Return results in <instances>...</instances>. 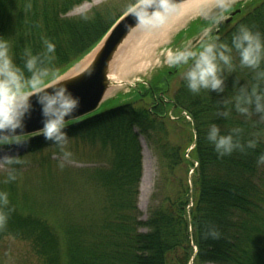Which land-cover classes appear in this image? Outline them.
Masks as SVG:
<instances>
[{
    "label": "trees",
    "instance_id": "trees-1",
    "mask_svg": "<svg viewBox=\"0 0 264 264\" xmlns=\"http://www.w3.org/2000/svg\"><path fill=\"white\" fill-rule=\"evenodd\" d=\"M83 1L89 0H0V37L9 40V54L25 78L34 71L48 73L45 81H51L89 53L121 17H114L116 6L111 9L108 3L78 17H64ZM241 25L259 34L264 42V0L250 1L225 25L230 27L210 43L223 80L222 90L200 87L193 91L189 87L187 72L194 66V57L179 68L186 71L184 96L169 97V106L147 110L125 103L63 129L66 139L100 137L113 149L108 165L95 173L107 194L100 215L91 221L90 235L93 241L104 237L108 250L99 254L94 244L78 239L79 233L66 231V240L62 239L57 225L36 220L35 215L31 218L34 222L28 224L13 214L12 207L6 208L9 217L0 223V241L11 237L29 243L41 264H188L193 255L192 264H264V164L258 162L264 155V120H260L264 112H257L255 104L247 106V113L236 107L237 98L250 95L254 87L264 93V59L256 67L241 64L233 44ZM196 32L194 23L187 33ZM45 41L55 45L54 52H48ZM220 53L229 57L227 64ZM31 56L36 57L33 71L26 67ZM244 78L252 83L249 90L243 88ZM155 80L158 85V77ZM160 87L159 82L158 91ZM149 94L141 97L150 98ZM169 108L187 113L193 124L192 159L197 167L191 177L192 206L187 211L191 195L186 175L175 176L181 149L159 143L166 164L162 179L166 194L157 205H152L151 197L147 219L141 221L136 210L141 166L138 136L147 143L160 141L168 118L164 110ZM212 125L221 135L233 137L237 146L230 154L219 156L215 151L208 138ZM55 142L59 141L40 135L26 139L25 146L30 151ZM141 228L144 232H139ZM78 229L86 230L84 226ZM86 246L93 248L77 251Z\"/></svg>",
    "mask_w": 264,
    "mask_h": 264
},
{
    "label": "rangeland",
    "instance_id": "rangeland-1",
    "mask_svg": "<svg viewBox=\"0 0 264 264\" xmlns=\"http://www.w3.org/2000/svg\"><path fill=\"white\" fill-rule=\"evenodd\" d=\"M141 1H83L66 12L64 17H78L88 13L92 7L108 3L111 4L109 5L111 9L114 5L116 6L115 11L113 9L114 17L116 18L124 15L130 8ZM250 1L252 2V0H248L247 5L244 4L241 9L244 10L246 6L250 5ZM208 10L204 13L200 12L187 17L181 25H177L178 23L172 24L169 30L160 36L150 38L141 34L139 37L144 38L145 43L140 51H135L134 59L124 63L119 68L120 73L118 72L117 82H124V84L116 86L110 94L109 99L114 98V100L108 104L106 108H109L107 110L125 103H132L133 106H145L147 110H150L152 106H156V101L158 100H152L151 96L150 98H148L149 96L147 98L139 97L138 94H144L146 90L136 94L133 91L137 90V88L140 90L139 84H145L159 77V71L171 69L172 66H175V64L170 65L168 63L170 55L185 51L186 46L192 48L193 51H199L205 45L214 42L218 37V33L220 34L230 27H225L228 24L224 23L228 16L225 13L222 15V24L219 27L216 21L208 24L209 26L206 28L201 25L203 30H198L196 33L188 34L184 31L188 29L189 24L192 25L196 20L203 19ZM203 32L206 34L204 35ZM202 33L205 44H198V46L196 40L198 35L200 36ZM175 37L180 38L182 42L180 44L176 42L173 45ZM95 47L96 45L89 53L63 73H67L75 66L87 61ZM189 60L191 59L187 61ZM185 72L184 70L179 71V69H176V72L173 73L174 75L167 76V78H172H169L166 83L159 80L158 85L155 84L154 86L157 91L156 94L168 89L165 100L169 103H171L169 97L174 99V95L184 96L183 77ZM60 76L62 75H57L53 79ZM246 80V78L243 79V88L249 90L252 83L249 79L248 83ZM49 82L45 81L44 85ZM159 82L161 87L158 91ZM167 83L168 85H166ZM143 88L145 87L143 86ZM35 89L33 88L30 91ZM164 112H166L168 118L165 121L166 131L163 134H159L160 141L153 139V141H156L155 143H147L143 137L138 136L141 166L136 185V210L141 221H146L147 219L151 197L152 205H157L166 194L164 190L166 183L162 181L165 178L166 164L162 157V151L158 147L159 143L173 144L181 149L179 151L181 164L175 167V176L185 178L186 175L189 194L191 195L187 211L192 206L193 185L191 177H193L197 167L196 160L192 159L195 146L193 124L190 116L183 111L175 113L169 108L165 109ZM25 144L26 140L21 143L0 146V158L5 156L14 158L12 163H7L5 160L0 159V191L7 192L9 201L7 204L9 206L0 208V211H3L9 217L6 208L12 207L14 210L13 214L18 215L24 221L27 220L28 224L34 222L31 218L35 215L36 220H45L49 224L52 222L57 225L56 232L61 233L62 239L66 240L64 233H79L80 238L78 239L94 244L99 254L108 250L104 237H97V240L93 241L90 235L92 236L91 221L100 215V208L105 205V196L107 194L105 188L98 182L95 173L98 169L105 168L110 162L113 155L111 144L103 143L100 137L90 140L79 136L70 137L47 146L43 145L30 151L26 149ZM12 177L15 178L13 179ZM80 226H84L86 230L79 231L78 228ZM139 232H144V228H141ZM92 248L91 246H86L77 251ZM193 252H196V247L194 246ZM193 256L188 264L193 263ZM0 264H41V262L34 255L29 243L20 239L6 237L0 241Z\"/></svg>",
    "mask_w": 264,
    "mask_h": 264
},
{
    "label": "clouds",
    "instance_id": "clouds-1",
    "mask_svg": "<svg viewBox=\"0 0 264 264\" xmlns=\"http://www.w3.org/2000/svg\"><path fill=\"white\" fill-rule=\"evenodd\" d=\"M148 6H141L144 14L139 11L132 13L138 23L145 26H156L165 20L164 12L167 11V0H160L159 10L148 11ZM49 53L55 51V45L45 41ZM233 44L239 50L240 62L243 65L256 67L264 59V42L259 34L252 32L248 27L241 25L238 34L233 37ZM224 47H227L226 45ZM190 57H195L194 66L187 72L189 87L197 91L200 87L222 90L223 80L218 75L219 68L216 63L217 57L214 52V45L207 44L198 53L195 51H179L168 57L170 65L181 61L187 62ZM220 59L226 64L229 57L220 53ZM36 64V57L31 56L26 67L33 71ZM48 73L37 74L33 71L30 78H25L23 72L16 66L9 55V40L0 37V146L12 143H21L26 139V134L16 133L17 128L23 126V120L32 107L31 97L37 95V102L41 106L44 118V127L41 134L46 139L63 141L66 133L63 129L67 126L65 117L70 116L78 107L79 99L69 91L63 82L51 86V91L43 87ZM36 88L37 92L30 90ZM255 104L257 112H264V93H258L254 87L250 95L237 98L236 107L240 112L247 113L249 108L244 105ZM264 118V117H262ZM209 140L214 144L215 151L219 156L230 154L237 145L233 142L231 135H221L219 128L212 125L208 135ZM251 144V142H250ZM7 163L13 162V157L5 156L0 158ZM259 163L264 164V155L259 157ZM13 179L15 177H12ZM7 192L0 191V207L8 204ZM7 216L0 211V223L6 221Z\"/></svg>",
    "mask_w": 264,
    "mask_h": 264
},
{
    "label": "water",
    "instance_id": "water-1",
    "mask_svg": "<svg viewBox=\"0 0 264 264\" xmlns=\"http://www.w3.org/2000/svg\"><path fill=\"white\" fill-rule=\"evenodd\" d=\"M190 1L192 0H167V11L164 12V16ZM159 2L160 0H142L130 8L106 32L87 61L80 63L67 73L61 74L62 76L43 85V87L48 88L47 91H51V86L58 82H63L67 85L69 91L78 97L79 104L77 109L70 116L65 117L67 125L107 110L105 108L114 100V98L109 99L110 94L116 86L124 84V82H117L118 72L120 73L118 63L121 60L123 52L125 50L128 52L136 40L138 42L142 41L144 44L145 39L139 37L141 34L150 38L157 37L147 36L149 35L145 32L147 26L138 23L137 18L132 13L139 11L143 15L144 12L141 6L146 7L148 5H152L148 9L150 13L159 10ZM247 2L248 0L218 1L208 8L209 10L206 16L203 19L201 18V21L203 23H210L227 13L228 18L224 23H228L235 14L239 13L237 7ZM194 23L197 24V20L192 25ZM221 24L222 22L219 23V25ZM190 25L188 29L184 30L186 33L191 29L192 25ZM203 33L200 36L198 35L196 42L204 38L202 36ZM142 46H140V50ZM37 91L38 89H35L31 92L35 93ZM31 102L32 107L30 112L24 117L23 126L15 130L18 134H26L21 139L43 135L41 134V129L44 127V118L42 116L41 106L37 102V95L31 97Z\"/></svg>",
    "mask_w": 264,
    "mask_h": 264
},
{
    "label": "bare ground",
    "instance_id": "bare-ground-1",
    "mask_svg": "<svg viewBox=\"0 0 264 264\" xmlns=\"http://www.w3.org/2000/svg\"><path fill=\"white\" fill-rule=\"evenodd\" d=\"M218 1H222V0H192L188 3H185V4L177 7V9H175L174 11H172L171 13L166 15L165 20L162 24H157L156 26H151V27L147 26L145 28V30H146L145 32L147 34H149L147 36H151V37L160 36L162 34H165V32L167 30H169V28L171 27L172 24L178 23L177 25H181L183 20L185 19V17H191V16L196 15L197 13H200V12L204 13L212 4H214ZM243 5H239L237 8H241V7H243ZM221 19H222V17H219L218 19H216L213 22L217 21L218 22L217 24L219 25V23L222 22ZM213 22L203 23L201 20H197V28L199 31L203 30L201 28V25H204L206 28L207 26H209L208 24H211ZM176 42L178 44H180L182 42V40L180 38L175 37V39L173 40V45H175ZM142 45H143L142 41L138 42V40H136V42H134L131 45L128 52L125 50L123 52L121 60L118 63V67L120 68L124 63L130 62L132 59H134V57L136 55L135 51L136 52L140 51V46H142ZM175 66H176V64H175ZM181 66H177L176 68L179 69V68H181ZM167 70H170V69H167ZM167 70L159 71L160 72L159 75H164V76L167 75L166 74ZM158 80H160V77H158ZM156 81L157 80L152 79L151 81H148L145 84H139L140 90H138V88H137V90H135L133 92H135V94H136L137 92L142 91L143 86L148 84V87L145 88V90H146L144 93V95H145V94H147V92H150L148 90L149 86L151 85L150 87L152 88ZM142 83H144V82H142ZM152 89L156 91L155 88H152ZM108 108H105V109H108Z\"/></svg>",
    "mask_w": 264,
    "mask_h": 264
},
{
    "label": "flooded vegetation",
    "instance_id": "flooded-vegetation-1",
    "mask_svg": "<svg viewBox=\"0 0 264 264\" xmlns=\"http://www.w3.org/2000/svg\"><path fill=\"white\" fill-rule=\"evenodd\" d=\"M205 39H201V40H199L196 44L198 45H201V44H205ZM196 45V46H197ZM198 45V46H199ZM185 50H187V51H193V49L192 48H188L187 46H186V48H185ZM194 57H190L189 59H193ZM189 62V61H188ZM187 62H184V61H181V62H179V63H177L176 64V66H172V68L170 69V70H167L166 71V74L167 75H160L159 77H160V81L162 82H167V80L170 78H172V77H169V78H167V76H172V75H174L173 73H175L176 72V67L177 66H183L184 64H186ZM175 70V71H174ZM164 83V84H165ZM151 88V87H150ZM149 88V89H150ZM150 91V96H151V98H152V100H154V101H156V100H158V101H156L157 103H156V106H159V105H161V106H169L170 105V103L169 102H166V100H165V93L166 92H168V89H164V90H162V91H160V92H158L157 94H156V91L155 90H153V89H150L149 90ZM164 101V102H163ZM174 109H172V111H173Z\"/></svg>",
    "mask_w": 264,
    "mask_h": 264
}]
</instances>
